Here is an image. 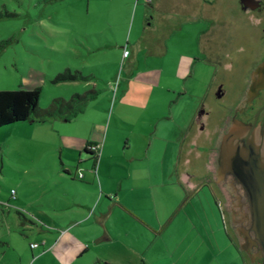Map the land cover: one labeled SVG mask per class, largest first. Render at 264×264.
Segmentation results:
<instances>
[{
    "label": "rangeland",
    "instance_id": "1",
    "mask_svg": "<svg viewBox=\"0 0 264 264\" xmlns=\"http://www.w3.org/2000/svg\"><path fill=\"white\" fill-rule=\"evenodd\" d=\"M178 3L179 0H0V91L39 88L40 109L58 98L67 101L74 95L89 97L83 111L69 122L56 119L42 125L16 123L0 128V264H26L39 252L36 248L29 252V246L43 238L32 223L36 214L43 211L49 215V211L38 208V204L48 200L52 208L53 199L64 198L59 187L62 180L54 173L58 168L57 148L78 142L98 145L99 151L102 145L120 148L122 135L123 139L129 138L133 135L130 133L139 132L141 124L153 121L148 120L149 112L154 113L149 94L154 99L167 97L155 95L158 91L151 88L152 79L147 78L150 73L143 69L160 67L169 76L180 56H186L189 62L197 57L193 33L178 30L186 19L177 10ZM220 10L216 8L218 17ZM237 25L234 22L230 28L232 48L243 40L242 28ZM123 50L129 54L127 60L121 57ZM232 58L239 61L242 55ZM181 62L182 66L187 63L183 58ZM67 71L78 73L80 79L53 82ZM211 72L210 67L196 63L191 78L184 82L165 76L163 80L175 90L181 85L186 90L182 103L171 110L173 113L184 115L195 109L198 114L200 108L211 115L217 112L215 89L207 83ZM195 124L203 131L209 127L203 120ZM143 134L147 139L148 133ZM187 151L181 154L177 171L199 183L207 176L204 149L199 146ZM102 156L103 160L110 159L109 154ZM148 156L155 158L151 152ZM61 158L73 163V155L63 147ZM42 171L49 177L43 178ZM192 193L202 204H208L213 212L208 217L209 224L229 241L208 188L198 186ZM60 205L58 202L57 207ZM150 223L157 226L154 220ZM163 238L168 245L174 242L167 235ZM231 250L230 264H243L232 242Z\"/></svg>",
    "mask_w": 264,
    "mask_h": 264
},
{
    "label": "crops",
    "instance_id": "2",
    "mask_svg": "<svg viewBox=\"0 0 264 264\" xmlns=\"http://www.w3.org/2000/svg\"><path fill=\"white\" fill-rule=\"evenodd\" d=\"M128 58L129 54L122 57ZM182 58L189 60L180 56L169 76L160 67L143 69L150 73L146 76L152 79L151 88L158 91L155 95L167 97L154 99L149 94L154 113L148 111V120L153 121L141 124L139 132L130 133L133 135L129 138L123 139L122 135L120 148L102 145L95 164L82 154L89 143L57 148L58 168L54 173L62 180L59 187L64 198L53 199L52 208L48 200L38 204L49 215L43 211L36 214L32 224L43 238L36 244L39 252L30 255L26 264H230V239L226 241L209 224L213 212L192 193L198 186L207 187L215 200L208 177L197 183L177 171L181 154L201 146L208 172L212 143L207 131L195 124V109L184 115L171 111L182 103L186 90L183 85L175 90L163 79L171 77L180 83L191 78L189 61L182 66ZM142 131L148 133L147 139ZM62 147L73 155L72 164L62 160ZM150 152L155 158L148 156ZM104 153L109 154V160H103ZM41 175L49 177L43 171ZM58 202L61 207H57ZM215 203L223 222L221 207ZM151 220L157 226L152 227ZM164 235L173 239V244L168 245Z\"/></svg>",
    "mask_w": 264,
    "mask_h": 264
},
{
    "label": "flooded vegetation",
    "instance_id": "3",
    "mask_svg": "<svg viewBox=\"0 0 264 264\" xmlns=\"http://www.w3.org/2000/svg\"><path fill=\"white\" fill-rule=\"evenodd\" d=\"M177 6L179 13L186 16L178 30L194 35L197 57L190 59L189 67L196 63L210 67L207 83L215 89L219 102L214 115L200 107L196 114L198 123L203 120L208 124L206 131L212 139L206 176L210 191L221 207L227 235L243 264H264L260 245L251 230L246 189L230 173L219 179L213 167L215 141L232 121L264 128V0H179ZM217 7L222 9L220 17L215 14ZM234 22L242 28L243 40L232 48L230 28ZM235 54L242 58L234 60ZM236 204L244 219L240 213L234 214ZM240 219L243 221L239 222Z\"/></svg>",
    "mask_w": 264,
    "mask_h": 264
},
{
    "label": "water",
    "instance_id": "4",
    "mask_svg": "<svg viewBox=\"0 0 264 264\" xmlns=\"http://www.w3.org/2000/svg\"><path fill=\"white\" fill-rule=\"evenodd\" d=\"M214 148L216 176L220 179L230 173L248 193L251 230L264 256V128L232 121L217 137ZM234 208V214L240 213L238 204ZM239 216L245 217L242 213Z\"/></svg>",
    "mask_w": 264,
    "mask_h": 264
},
{
    "label": "trees",
    "instance_id": "5",
    "mask_svg": "<svg viewBox=\"0 0 264 264\" xmlns=\"http://www.w3.org/2000/svg\"><path fill=\"white\" fill-rule=\"evenodd\" d=\"M2 44H0V51ZM80 79L78 73L68 71L57 75L53 82ZM39 88L32 90L0 91V128L16 123L42 124L48 120H69L83 111L89 97L74 95L70 100L54 99L45 109L38 107ZM93 145V144H92ZM91 144L82 148L89 160L95 164L99 148L91 149Z\"/></svg>",
    "mask_w": 264,
    "mask_h": 264
},
{
    "label": "built area",
    "instance_id": "6",
    "mask_svg": "<svg viewBox=\"0 0 264 264\" xmlns=\"http://www.w3.org/2000/svg\"><path fill=\"white\" fill-rule=\"evenodd\" d=\"M126 56H128V52H127L126 50H123V51H122V57L125 58ZM90 147H91V149L99 148L98 145H91ZM36 247H37L36 244H31V245L29 246L30 249H32V248H36Z\"/></svg>",
    "mask_w": 264,
    "mask_h": 264
}]
</instances>
